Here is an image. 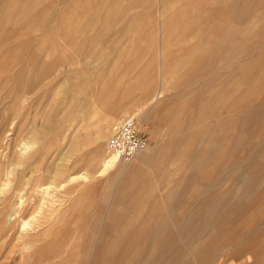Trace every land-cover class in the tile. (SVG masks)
<instances>
[{
	"label": "rangeland",
	"instance_id": "obj_1",
	"mask_svg": "<svg viewBox=\"0 0 264 264\" xmlns=\"http://www.w3.org/2000/svg\"><path fill=\"white\" fill-rule=\"evenodd\" d=\"M19 1L0 0V264H264V33L240 67L190 68L213 44H181L184 0ZM125 118L150 156L96 177Z\"/></svg>",
	"mask_w": 264,
	"mask_h": 264
},
{
	"label": "crops",
	"instance_id": "obj_2",
	"mask_svg": "<svg viewBox=\"0 0 264 264\" xmlns=\"http://www.w3.org/2000/svg\"><path fill=\"white\" fill-rule=\"evenodd\" d=\"M184 1L188 2L189 5L184 6L182 8L183 11L181 12V14L182 16L184 15V17L187 18V21H189V26L192 27L191 28L192 35L188 40L182 41L181 44L191 43L195 39L201 41L204 39H209L212 41L213 44L212 47H206L205 49H202L197 45L194 46V49H196V53L192 52L191 54H187L188 55L187 60L189 61L190 68L202 67L204 62L208 61L209 59L211 60L217 59L218 61L220 60L221 63H219V66L240 67L242 65L240 58L241 46H239V42L241 43V36L247 33H249L250 35L264 33V24L262 28H260V30L255 31L252 29L250 31L251 25H253V23L256 21L255 18L259 17L262 13H264V0H184ZM16 2L15 4H13L14 9H18L21 6L19 0H16ZM76 2H79V4L82 5V8L85 7L86 5V0H82V1L78 0ZM202 3L210 6L204 8L202 7ZM33 4L34 3H31L29 6H26V9L28 10L27 15L31 14L29 12L33 10ZM175 9L176 8H174L173 10ZM109 10H112V6L110 7ZM186 10L194 13L192 15L187 13L186 15L184 14ZM179 18L181 20L182 17ZM35 25L37 24H34L32 26L34 27ZM66 27L67 26L65 24L60 25V28L65 29ZM59 30L62 31L63 29H59ZM50 36L46 35L45 39L49 38ZM58 38H60L59 40L63 42L65 40L64 39L65 37L59 36ZM233 42H236L235 44L238 45L233 46ZM197 43L198 42H196L195 44ZM234 48H238V49L235 51ZM212 50L220 51L221 53L218 54V57L214 58L211 57L213 53ZM203 52L205 53V57L207 60L206 61L201 60V62H199L198 60H200L201 58L203 59ZM225 52L231 53V56H233L234 53L237 59L236 60L226 59L224 61ZM237 61L239 62L237 63ZM1 65L4 64L0 62V66ZM33 65L38 66L37 64H33ZM33 65L26 64L27 67H32ZM41 66H52V65L41 64ZM27 82L32 83L33 81L29 80ZM72 92L73 93L77 92L75 86H73ZM122 175L124 174H121V177L124 178ZM112 176H106V177L107 178L111 177L112 179Z\"/></svg>",
	"mask_w": 264,
	"mask_h": 264
},
{
	"label": "built area",
	"instance_id": "obj_3",
	"mask_svg": "<svg viewBox=\"0 0 264 264\" xmlns=\"http://www.w3.org/2000/svg\"><path fill=\"white\" fill-rule=\"evenodd\" d=\"M148 142L138 124L132 118L123 119L109 136L106 147L111 155L121 162H129L135 155L146 149Z\"/></svg>",
	"mask_w": 264,
	"mask_h": 264
},
{
	"label": "bare ground",
	"instance_id": "obj_4",
	"mask_svg": "<svg viewBox=\"0 0 264 264\" xmlns=\"http://www.w3.org/2000/svg\"><path fill=\"white\" fill-rule=\"evenodd\" d=\"M155 101V100H154ZM132 119H134L135 120V118H132ZM122 121V120H121ZM121 121H119L117 124H115L114 126H112L111 127V130H110V134H109V136L111 135V133H112V131H113V129L116 127V126H118L119 125V123L121 122ZM109 138V137H108ZM98 139H100V138H98ZM108 140V139H107ZM107 142V141H106ZM29 146H30V144L29 143H25V144H23V146H22V153H21V155L24 157L25 155H26V151L27 150H30V149H28L29 148ZM32 146V145H31ZM146 149H147V147H146ZM146 149H144L143 151H141V152H139L137 155H135L133 158H135V157H137V156H140V160H142V161H144V160H147V158L150 156V155H148V153H147V151H146ZM149 150V149H148ZM101 151V150H100ZM144 151H146V152H144ZM144 152V153H143ZM141 153H142V155H141ZM139 158V157H138ZM133 160V159H132ZM136 160H137V158H136ZM119 162H121L119 159H117V157L115 156V155H111V154H109L108 153V151H107V147H106V144H105V157H104V159L102 160V163H101V165L99 166V170L97 171V173H96V177H99V178H102V177H104L105 175H107V173H109L111 170H113V169H115L116 168V166H117V164L119 163ZM130 162V161H129ZM144 163V162H143ZM92 175H90V174H87V175H85V176H82V178L84 179V180H88L90 177H91ZM75 179V177L74 176H69L68 177V179H66L65 180V182H66V184L67 183H69V182H71V181H73ZM64 182V181H63ZM62 182V183H63ZM60 185V184H59ZM49 186L50 185H48V186H42V187H40V193L41 194H45V195H48L49 196ZM51 194V193H50ZM44 196V195H43ZM47 197V196H46ZM18 201H19V203L17 204V208H16V211L15 212H13V213H10L9 215H8V217H7V220H6V223H7V228H8V226H10L14 221H15V219L16 218H18L19 217V215H18V211H19V209H21L22 208V206H23V201L21 200V198L19 197L18 198ZM45 201V200H44ZM32 219H34V218H32ZM35 220V219H34ZM36 222V221H35ZM30 223H32V222H30ZM29 221L27 222V221H23L22 223H21V226H22V230H24V229H26L27 227H31V226H29ZM28 229V228H27ZM24 248L25 249H29V248H31V245L29 244V245H24ZM41 250H43V248L41 249ZM41 252H43V251H41ZM30 258V257H29ZM51 258V257H50ZM40 260V259H39ZM49 260V259H48ZM52 260H53V258H52ZM52 260H50V263H48V264H55L54 262H52L51 263V261ZM38 262V261H37ZM41 263V262H40ZM40 263H38V264H40ZM47 263V262H46Z\"/></svg>",
	"mask_w": 264,
	"mask_h": 264
}]
</instances>
